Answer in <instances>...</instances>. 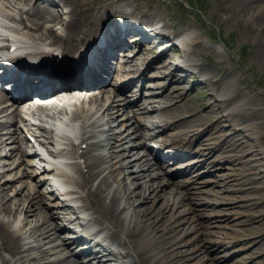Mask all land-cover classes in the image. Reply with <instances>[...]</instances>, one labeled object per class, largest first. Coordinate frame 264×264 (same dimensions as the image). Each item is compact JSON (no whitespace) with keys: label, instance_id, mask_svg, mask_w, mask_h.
Returning <instances> with one entry per match:
<instances>
[{"label":"bare ground","instance_id":"obj_1","mask_svg":"<svg viewBox=\"0 0 264 264\" xmlns=\"http://www.w3.org/2000/svg\"><path fill=\"white\" fill-rule=\"evenodd\" d=\"M60 1L61 11H58L59 8H52L50 1L0 0V22L12 21L18 24L16 27L9 24L5 26L8 31H11V35L17 38L18 43L22 45L17 50L25 49L24 47L27 46L30 48L27 50L28 56L40 58L50 56L56 51L58 54L63 53L67 56L66 54H75L86 43H96L102 38V32L96 24L101 19L95 18L92 20L91 16L94 11L100 10L99 8L114 7L112 6L115 4L114 2L101 3L97 7L90 5L93 0ZM117 2L121 3L122 1ZM109 14L107 13V15ZM122 15L124 18H132L136 23H146L142 17H131L129 14ZM246 20L252 28V41L262 48L264 59V0H252V16ZM154 22L155 18H150V23ZM59 26L62 27L63 31H58ZM126 26V31L131 28L129 25ZM123 27V25H118L117 28L114 26L110 29L115 34H109L112 39L104 36L103 49L93 46L92 50L95 48L98 53L94 57H92V50L83 53L78 58L80 61H77L76 67L64 68L60 64H54L46 71H39L37 67H33L34 73H26L23 67H20L19 70L10 68L5 72V74L12 75V78H14L7 84L13 83L12 85H15V89L6 95V101L19 102L38 94L50 104L56 113H62L66 118L69 117L67 107L74 106L70 114L71 119L76 123L74 122L75 125L71 128L66 122H63V131L59 134L62 135L58 139L53 140L51 131L47 128H44L47 131V138L40 137L41 133L37 129L40 128L37 126L38 124L24 117L18 112V108L12 110V113H15L14 116L8 114V118L0 123V125H4L0 130L15 125L18 117H20L24 122L26 132L30 133L38 144L52 145L49 146L48 152H46L49 156L53 158L65 157L67 161H57L58 164L53 162L52 164H44L41 179H43L44 184L50 180L51 175L58 176L65 185L70 187L67 192L72 195L69 201H79V203H76L75 210L69 211L71 206H67L66 203L55 202L52 205L59 206L62 209L58 210L57 214L52 213L51 208L53 207L46 205V199L51 200L56 196L55 193H50L47 189L40 190L39 186L42 182L34 184L31 181L24 180V177L31 178V173L28 171L21 174L15 172V175L11 176L14 172L12 170L18 164L13 168H5L7 163H1V159L19 155L21 158L19 163L25 162L28 166L34 167L36 164L31 159L27 160L25 156L38 155V151L35 149L32 153H28L22 149V144L15 146L5 154L0 151V264H85L80 258L69 257V255L51 261H41V259L51 252V249L46 246L47 241L60 239V245L65 244L67 241L58 233L59 225L55 218L76 222L79 220V213L85 214L87 211H90L89 217H84L87 222L100 224L98 230L91 232L95 234L94 237L105 231V236L92 245L93 248L91 249L95 250V256L86 254V251L79 254L80 256L93 257L91 258L93 264H99L98 262H101L100 264L215 263L203 260L202 256L199 257L198 263L196 261L192 262V248L187 246L191 244L192 240L186 238L189 235V230L178 235L180 229L186 227L184 223H190V217L192 216L188 213L191 211L189 208L184 207L178 212H172L173 209L191 202V187L187 182L180 183L170 178L165 179L167 175L162 171L148 172L153 168H161L162 162L160 160H165L169 156L156 155L144 146L146 143L144 139L156 138L158 134L144 131L143 127H158L160 132H164L175 127V120L162 117L158 122H150L147 125L134 121L135 116L139 113H143L141 120L148 121L155 115L151 111L160 110L171 105V101L176 97H184L185 103L168 108L167 113L170 117L178 116L183 108L194 110L195 115L192 114L189 119L180 117L182 120H180L179 127L164 138L165 143L174 144V148L169 149L171 150L168 152L169 155L175 158L186 157L183 153L192 147L193 137L198 139L209 130L214 135L217 131H226L213 141H207L211 139V135L208 139L206 137L200 139L199 149L201 150L193 149V151H199L201 155L199 157H202L203 161L206 160L205 163L208 165L214 163V161L220 162L221 168L230 163H237V166L243 165L250 184L255 182L252 174L258 173L260 178L264 179V114H262L264 107L257 104L259 92L242 86L240 82L238 83L237 80L233 79L232 73L228 75L230 80L225 79L227 83H231L226 86L227 84L223 81V78L218 77L208 67H205L199 59L189 55V57L181 58V66L184 67V70H198L200 73L199 79L206 81V83L217 82L211 87V93L213 96H217L216 101L220 102L210 103L207 106L209 107L208 110L198 109L205 104L206 98L199 100V102L197 100L194 102L189 101L192 104L188 105L185 94L178 91L177 87L169 88L168 86L176 79L174 78L175 69H170L165 63L156 65L155 60L161 55L149 58L148 54L151 51L149 48H144L145 42L149 39L148 37H144L142 40H134L131 38L132 33L129 32L127 36L122 38L120 35L124 29ZM158 32L161 33L159 29ZM2 35H4V30H0V36ZM171 35L173 37L165 44V46L172 44L171 51L177 53L183 51L184 55L189 51H194L191 50L192 48L202 51L198 42H196L200 33L194 32L190 38L185 39L187 33L180 29L175 33H171ZM179 36H183L181 43L178 41ZM129 38L132 40L130 43ZM105 40L108 42H105ZM131 43L133 45L128 50ZM62 45H65V47H62ZM124 48L128 50L127 53L121 54V61L114 63L115 56ZM219 56L223 55L219 53ZM91 59L94 60L91 61ZM169 63L172 64L171 61ZM217 63L220 62L217 61ZM112 71L124 72L123 77L131 78L132 81L126 82L125 85L132 84L136 79L142 82L148 77H163L156 81L159 82L158 93L162 95L159 105L150 106L153 100L144 97L145 94L153 96L157 92L153 90L142 92L144 86L146 87L145 83H141L142 87L138 88L141 92L134 102L136 103L143 97L141 103H137V105L142 104L139 106L138 111L131 109V102H124L121 98L117 100L116 95L119 86L110 89L105 87L108 80H110ZM182 74L183 79L187 77H184L186 73ZM120 75L118 74V77ZM168 77H171V79L163 84L162 81ZM238 81L242 82L241 77L238 78ZM100 85H104L99 89L100 92L92 91L94 87ZM150 85L154 84L151 83ZM63 88L66 89L60 91ZM30 106L26 107V110L30 111ZM110 107L118 108L116 115L107 114ZM221 109L225 111L223 114L219 112ZM6 110L0 109V113ZM106 114L109 115L107 119ZM214 118H217L218 121L209 128V121L212 122L215 120ZM113 121H117V124H112ZM107 124L109 126H106ZM201 128L203 129L200 131ZM226 128L228 130H225ZM17 130L18 128L15 129V132ZM6 133L11 134L12 131L8 130ZM222 137H225V139L218 142V138ZM186 139L192 141L184 146L183 141ZM18 140L17 136L13 142ZM83 143H86V147L81 150ZM6 144L5 135H0V145L6 146ZM60 144L66 145V148L71 146V148L70 150L68 148V151H65L64 148L57 152ZM219 148L223 150L230 149V153L219 154L220 156L214 159L216 156L213 154ZM38 156L40 157V155ZM70 158L73 159L71 162ZM40 159L43 160L42 156ZM195 161L197 160L193 162ZM15 163L14 159L11 164L14 165ZM188 163L191 162H187L186 165ZM156 164L157 167H155ZM227 168L230 169L231 167ZM131 171H134L135 174L130 175ZM131 176H134L137 180L141 179L139 190H136L137 187L135 188V186L132 187L131 184L135 182L129 180ZM225 176L228 180L235 177L233 172ZM18 181L25 184V187H19L20 183L16 184ZM221 182H223L221 183L223 187L227 184L226 179ZM168 186H173L172 189L180 196L175 198L171 194L172 191H169L167 198H172V202L170 200L160 203L164 192L169 188ZM26 187H28L27 191L25 190ZM149 190L154 191V193L149 192ZM220 190L217 191L213 188L216 193L223 191ZM159 191L161 192L158 193ZM137 198H141L142 203L137 204L136 201L139 200ZM185 198L189 201H185ZM257 198L258 201L254 202L255 197L249 198L252 199L250 203L252 207L261 202V197ZM147 202L155 204L156 208H143V204ZM214 202L217 203V201ZM170 203H172V207ZM211 203L212 201L209 200L207 205ZM220 218L229 217L223 216ZM236 218V216L233 217V219ZM235 222L234 226L239 225L237 221ZM243 223H252V227H250L252 231L250 230L251 233H240L239 239H249L252 242V252L260 248L264 249V210L253 209L252 217ZM234 229L236 231L238 227ZM207 234L210 237H220L224 241L231 232L212 231ZM193 240L196 242L203 240L201 248L195 249L204 251L205 248L208 250L204 238L195 236ZM215 247L220 246L215 245ZM263 249L257 251L262 254ZM251 257L255 259L258 258V255L256 253ZM256 262L264 264V255L259 260L256 259Z\"/></svg>","mask_w":264,"mask_h":264},{"label":"rangeland","instance_id":"obj_2","mask_svg":"<svg viewBox=\"0 0 264 264\" xmlns=\"http://www.w3.org/2000/svg\"><path fill=\"white\" fill-rule=\"evenodd\" d=\"M101 1L104 2L110 0H101ZM188 1L194 2L193 4L195 5L197 4L196 6L203 4L204 13H200L197 9H193L191 7L186 6V4H188ZM98 2H100V0H97L96 4H99ZM117 9L120 11L123 10L129 11L130 14L136 16H142L145 19L155 18L159 20L161 24L166 22L171 25L173 23L175 24L177 23L176 30L180 28L182 31L184 32L186 31L188 36L189 33H194V32L200 33L198 40H196V42L198 43H200V41L202 42V44H199L202 51L199 50L194 51L191 53V56L201 60L202 62H205V67H208L209 70L213 71L219 77H222L224 79L223 81H225V79L230 80L228 78V75L229 73H232L234 76V78L233 77L232 78L234 80H237L238 83L240 82L242 86H244L245 88L254 89L255 91H258L259 95L257 97H259V101H257V104L260 105L261 107H264V59L262 57V48L256 45L257 43H253L252 28L250 26V23L248 24V21L246 20L247 18L252 16V0H201V2H198V0H124L121 3L117 4V6H115L114 11ZM180 14L181 17H179ZM109 20H111V18H108L107 20L104 19V23L105 22L108 23ZM165 39L168 38L166 37L160 39L162 41H160L159 47L156 50H154V52H152L150 55L158 54L159 48L165 47L162 46ZM224 42L226 43V45L224 44ZM149 43L150 42L145 43V47H148L150 45ZM209 46L214 47L215 49H212ZM219 53H221L223 56H219ZM217 61L220 63L216 64ZM157 62L161 64L164 62V60L160 59ZM179 71H180L179 69L176 70V72H178L177 73L178 76L176 77L178 78H180ZM196 74L197 71L194 70L188 71L187 77L184 78L183 81L179 82V84L182 85L178 87L180 88L182 86V90H178V91H181L182 94H188L190 96H193V98H195L196 100H202L203 98H206L207 100L204 105H207L210 99L213 100L216 99V98H209L210 96L209 93L211 91L212 84L206 85V81L204 80L193 83L194 79L195 80L199 79ZM240 77L242 79V82L238 81V78ZM159 79L162 78L153 77L151 78V81L153 80L155 81ZM110 81H112L113 84L114 78L112 77ZM174 84H178V83L177 82L170 83L171 86H173ZM226 84H227L226 86H228L231 83L226 82ZM133 87L134 84H132L130 88L126 89L125 91L122 90V94H124L125 92H129V93H133L134 96L135 90ZM175 87H177V85ZM146 89L148 90V89H159V88L146 87ZM133 96H131V98ZM173 101H175L173 104L174 106L181 103H185L184 97L180 98V100L179 98H175ZM191 102H194V100H192ZM187 103L188 105L192 104L190 102ZM1 108H3L2 105H0V109ZM165 109L167 108H164V110ZM189 109L183 108L181 111H186ZM222 110L223 109H221L219 112L222 113L223 112ZM10 112L11 110H8L7 112L0 114V123L3 120H5L7 117V116L4 117L2 116L9 114ZM111 112L112 109L110 110L109 113ZM159 113H161V111ZM262 114H264V112ZM113 123H117V121ZM3 126L4 125H0V128ZM19 126L20 128L18 132L14 134L6 133L8 129L0 130V133H2L0 135H5V139L7 140L6 146L0 145V151H2L3 154H5L7 151H10L15 146L21 144V142H23L22 149L26 150L27 152H31L34 150L33 143H28L27 140L25 139V133L23 131L22 122L18 121L16 125L10 127V130L15 132V127H19ZM227 128L229 129V127ZM227 128L225 130H228ZM223 132L225 133L226 131H217L215 133L216 137L220 136L221 133ZM11 135L13 136L11 137ZM210 135L212 136L214 135L212 134V131H208L203 136V138L206 137L208 139ZM15 136H21L22 141L13 142ZM44 137L45 136H43V138ZM148 141L149 140L146 141V147L149 148ZM207 141H213V140L211 139ZM155 142L159 147L161 146V144L157 142V140H155ZM198 147H200L199 141L194 144V148L197 149ZM152 149L159 152L158 151L159 148H152ZM228 153H230V149L223 150L219 148L213 154L216 156L214 159L218 158L221 154H228ZM199 156L201 155L198 152H194L191 155H188L186 158L177 161L174 160L173 163L166 164L164 167H162L163 171L171 174L173 179H175L178 182H185L184 181L185 179L194 180L193 182L189 183V186L191 187L190 190L192 191L191 202H188L183 206L173 209L172 212V213H175L176 211L178 212L184 207L189 208V210L191 211L190 213H188V215L192 216L190 217V221H189L190 223H184L186 227L180 229V231L178 232L179 235L181 232H185L189 230V235L186 238H190L192 240L191 244L187 245L188 247L191 246L192 248L191 250L193 257L191 261L198 262L200 259L199 257L202 256L203 260L205 261L215 262L213 264H219V263L259 264L258 262H256V259L259 260L261 257H263L264 251L263 252L261 251L262 254H260L259 251L257 250L263 248L257 249L254 252H252V242L249 239L240 240L239 238H240V233H251L252 231V229L250 228L252 227V223L244 224L243 222L245 221L247 222L249 218L252 217L253 209L264 210V202H263L264 179L260 178V174L258 173L252 174L255 182L250 184L248 181L249 177L247 175V172H244L245 170L244 166L243 165L237 166V163L226 164L222 168L220 167V162L218 161H214V163L209 165L204 163L202 165H198L197 167L194 166V168L188 170L186 173L182 171L181 176L175 173L177 171L187 169L185 164L179 165V166H183L182 168H177V169L170 168L174 164H179V163L183 164L184 161L190 160L192 158L194 159L201 158ZM25 158L26 159L32 158V160L36 163V167L28 166L25 164V162L19 163L21 161L19 155H16L8 159L5 158L1 159V162L7 163L5 168L8 167L13 168L15 165L18 164L17 167L12 170L14 172L13 174H11V176H14L15 172L21 174L23 172L28 171L31 173V178L24 177V180L31 181L34 184H38L42 175L40 173L41 170H40V164L38 163L37 155H34L33 157L28 155L25 156ZM14 159L16 163L12 165L11 163L12 161H14ZM227 167L229 168L231 167V168L228 169ZM230 172H233L235 177L230 178L228 180L225 175ZM193 173H197V174L192 175ZM132 174L135 173L132 172ZM130 179L133 180V182H135L134 184H131L132 187L135 186V188L137 187L136 190H139L140 189L139 182L141 181V179L137 180L135 179L134 176H131ZM223 179H226V183H227V184L225 183L226 185L224 187L221 185V183H223L221 182ZM16 184H19V187H25V184H23L20 181L16 182ZM168 187L169 188H167L166 191L164 192L163 199L160 200V203H164V201L166 202L170 200L172 202V198L171 199L167 198L169 191H172L171 194L175 198H178L180 196L179 193H176L172 189L173 186H168ZM39 188L41 190V186H39ZM213 188L216 189L217 191H219V189L223 191L221 193H216V191H213ZM25 190L27 191L28 187H26ZM149 192L154 193V191L152 190H149ZM160 192L161 191H159L158 193ZM250 197H255L253 202L258 201L257 197H261L260 198L261 202L257 206L255 205V207L254 206L252 207L250 205V203L252 202V199H249ZM137 199H139L136 201L137 204L142 203L141 198H137ZM184 200L186 201L187 198H185ZM209 200H211L212 203L210 205H207ZM47 201L49 203L57 202L55 198H52L51 201L49 200ZM214 201H217V203H215ZM148 203L151 205H149ZM142 207L143 208L151 207L152 209H155L156 205L151 202H147L143 204ZM55 211L56 210L52 208V213ZM209 214H211V216H209ZM83 216L84 214L81 215L80 221L83 220L82 218ZM223 216H228L229 218H220ZM234 216H236L237 218L233 219ZM176 219L178 218L176 217ZM65 221L66 220L58 221L59 230H60L58 233H60L62 236L64 234V237H66L68 243L60 245L61 242L60 239H55V240L52 239L49 242L47 241L46 246L51 249V252L46 257L42 258L41 261H51L56 258H61L68 255L69 257L74 258L76 257L78 252L84 250L83 248H78L76 246L83 244L85 241H78L74 243L73 242L74 238H69L68 235L65 236V233H76L75 231H78V229H80L78 223L77 222L65 223ZM235 221H237L239 225L234 226V223H236ZM166 224L168 225V223ZM96 226L97 224L95 223L91 225L92 228ZM190 227H192L191 231H190ZM236 227H238V229L235 231L234 228ZM212 231L231 232V234L224 240L228 242L224 243V241H222L223 239H220V237L219 238L213 236L210 237L207 233ZM195 236L204 238V242H206L208 245V250H206L205 248L203 249L204 251H202V249L199 250L195 249L198 247L201 248V244L203 242V240H199L197 242L193 240ZM237 238L238 240L234 242V240ZM217 243L218 246L220 247H215ZM196 251L199 253L197 254ZM255 252L257 253L258 258L253 259L251 256L253 254H256ZM82 259L86 260V258H82ZM88 263L89 262H87V264Z\"/></svg>","mask_w":264,"mask_h":264}]
</instances>
